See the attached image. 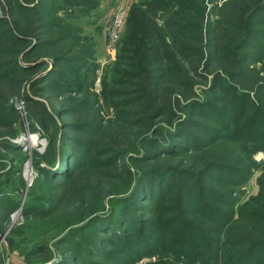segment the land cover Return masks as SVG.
Wrapping results in <instances>:
<instances>
[{"label": "trees", "instance_id": "1", "mask_svg": "<svg viewBox=\"0 0 264 264\" xmlns=\"http://www.w3.org/2000/svg\"><path fill=\"white\" fill-rule=\"evenodd\" d=\"M94 1L0 0L10 18L0 16V145L19 149L3 138L15 137L20 126L5 105L10 96L25 99L32 126L53 127L41 156L45 165H37L22 209L25 225L55 220L65 206L73 214L71 224L66 220L72 226L55 241L59 256L51 264H134L154 254L159 257L145 264H264V164L253 157L264 151V77L252 66L264 55V0H249L244 8L229 0L222 6L231 7L227 14L214 6L213 20L205 0H149L167 14L161 24L154 11L133 5L115 64L120 74L104 85L100 106L87 81L93 56L76 50L77 34L55 15L63 6ZM222 26L242 30L236 46L247 51L237 59L229 51L236 55L230 69L214 72L202 100L193 97L190 81L186 96L177 90L186 68L171 47L195 38L201 43L204 27L212 33ZM155 48L168 61L157 58L145 67ZM177 51L190 59L201 48L187 43ZM121 83L132 86L126 97L118 91ZM24 84L59 104L58 119L74 115L62 122L59 144L57 121L42 102L21 92ZM64 93L67 108L59 102ZM104 109L113 115L105 119ZM154 120L164 125L154 127ZM253 169L261 172L259 191L239 204L236 194ZM2 193L0 222L19 204ZM40 251L49 248L27 255Z\"/></svg>", "mask_w": 264, "mask_h": 264}, {"label": "rangeland", "instance_id": "2", "mask_svg": "<svg viewBox=\"0 0 264 264\" xmlns=\"http://www.w3.org/2000/svg\"><path fill=\"white\" fill-rule=\"evenodd\" d=\"M228 1L229 0H205L208 17L213 20L217 15L214 14L216 10L214 6L218 8L222 6L225 7ZM248 1L249 0H235L237 6H242L243 8V4L246 2L248 3ZM135 4L140 5L146 10L149 9L154 11V13L151 12V15L154 16L153 20L158 24H161L167 15L164 14L163 10L157 11L156 9H152L149 0H96L93 3L85 5H76L74 7L71 5V8H65V6H63L57 9L55 14L57 17H60L59 22L68 25L72 31L77 34L78 38H75L76 41L78 39L76 50L91 52L93 56L94 65L90 71L89 80L87 79V81L90 82L88 86L89 90L99 97L97 103L99 106L104 104L103 97L100 95L104 85H112L114 80L119 77L118 73L120 74V70L115 69V64L118 61L121 39L125 36L126 29L129 26V22L127 23L128 11ZM237 6H235L236 9L232 10L239 13L241 10L240 7ZM223 7V14H227L226 9L231 7ZM7 15L8 14L0 4V16L8 17ZM16 16L17 15H15V18H18ZM119 16L121 17L118 23ZM186 18L189 17L186 16ZM205 22L206 21H204L203 24H205ZM28 23V21L25 22V24ZM140 23L142 24V22ZM23 25L24 24H22V26ZM214 28L215 30H212L211 33L208 30L204 31V27L202 30L201 43L195 38L190 41L184 40L180 42V44L176 42L177 46L172 44L173 48L170 45V50H174L175 53L174 58L178 59L179 63H183V67L186 68V76L182 75L178 79L177 90L186 91L185 95L187 96V81H190L191 87L195 92V96L193 97L198 100H202L205 97V89L209 86L210 80L216 70H221L223 68L230 69V64L233 62L234 56L236 55H234V53H232L234 56L231 55L229 51H235V53H237L238 56L236 59L244 55L247 51L236 46V44L242 40L244 34L242 30L229 31L226 30L224 26ZM65 33L68 34L69 32L67 31ZM195 35L197 36V34ZM228 37L230 38L228 39ZM187 43L197 47L199 45V49L201 48L200 54H195L193 57H190V59H187V56L178 55V47ZM160 48H155L154 52L151 53L152 57L146 59V64H144L145 67H149L151 65L150 61L157 58L162 59L164 62L168 61L166 55L163 56L159 53ZM155 52H157V54ZM225 52H227L226 55H224ZM257 56H259V54ZM196 59L198 60L197 62ZM252 66L259 68V77L263 78L264 55H262L260 62H256ZM122 81L124 82V80ZM118 88V91H124L122 95L126 97L128 90H130L132 86L121 83ZM23 90L30 93L27 84H24L21 92H23ZM39 93L40 94L35 95L30 93V95L34 99L42 102L48 113H51L55 121H57L58 128L55 132V145H57L61 142V135L64 130L62 122H71L73 120L72 118L75 117H73L74 115L72 114H63L61 119H58L55 111L59 109V104L56 103V101L52 102L48 100L47 93ZM75 93L77 95L83 94L79 92ZM180 95L178 94L176 96L181 97ZM183 95L184 92L182 96ZM65 97L66 94L64 93L59 97V102L62 103V107L67 108L71 104L65 101ZM5 105L7 107L11 106L12 109L15 110L20 126L15 125L17 129V135L15 137L3 138L9 139L14 144L16 143L19 149L11 151L0 145V189H2L0 191L1 193L8 194L19 204L12 212L7 213L5 219L0 222V264H40L39 260L46 259L47 257L45 256L49 255L50 252L51 259H48L42 264H51V262L59 256L58 251H56L57 246L55 245V241L62 233L66 232L67 229L72 226H66V220L70 219V223H68L71 224L74 218L73 214L68 212V207L65 206L62 208V212L57 215V219L59 218L58 221L57 219H47L44 220L43 223L35 224V227L29 228L25 225L26 218L23 215L22 209L29 198V192L31 188H33L34 181L39 175L37 165H45V160L41 159V156L45 155L47 151L48 138L53 134V127L48 126L46 129H43L36 123L35 127L32 126L34 118L29 114L25 99L21 96H10L5 102ZM140 109L141 108H139V110ZM102 113L105 114V119L113 115V111L110 109H104ZM153 122L154 127L158 124L164 125L163 120H154ZM147 134L152 135L153 133L152 131H148ZM140 138L141 136H139L138 139ZM1 141L2 140H0V142ZM260 152L264 151H257L253 157L258 164L262 165L264 164V160L259 161L257 159ZM260 173L258 169H253L248 182L242 186L241 191L236 194L239 199V204L247 200L250 196H255L258 193L259 185L257 178ZM19 175L23 178V182H20ZM72 205H74V203L68 206ZM1 212L2 209H0V216L3 214ZM61 217H63V219H61ZM33 223L37 222H32L31 224ZM42 245L47 246L49 251H40L37 254L34 252V254L27 255V252L37 249L38 247L40 248ZM158 257L157 254L146 256L134 264H145L150 261H155Z\"/></svg>", "mask_w": 264, "mask_h": 264}, {"label": "built area", "instance_id": "3", "mask_svg": "<svg viewBox=\"0 0 264 264\" xmlns=\"http://www.w3.org/2000/svg\"><path fill=\"white\" fill-rule=\"evenodd\" d=\"M120 17L121 16H119V18H118V23H119V21H120ZM259 161L260 160H264V152H260V154L258 155V158H257Z\"/></svg>", "mask_w": 264, "mask_h": 264}]
</instances>
